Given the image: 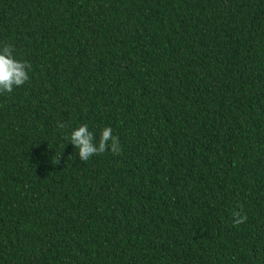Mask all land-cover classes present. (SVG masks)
<instances>
[{
    "label": "trees",
    "instance_id": "16d2710c",
    "mask_svg": "<svg viewBox=\"0 0 264 264\" xmlns=\"http://www.w3.org/2000/svg\"><path fill=\"white\" fill-rule=\"evenodd\" d=\"M4 43L0 264H264V0H0Z\"/></svg>",
    "mask_w": 264,
    "mask_h": 264
},
{
    "label": "clouds",
    "instance_id": "9594fccd",
    "mask_svg": "<svg viewBox=\"0 0 264 264\" xmlns=\"http://www.w3.org/2000/svg\"><path fill=\"white\" fill-rule=\"evenodd\" d=\"M14 51L10 43L0 45V95L11 94L14 88L21 87L30 80L29 72L32 67L30 62L17 59ZM58 127L63 128L64 125L58 124ZM67 139L78 150L79 158L84 162L93 155H99L108 150H111L113 154H119L121 151L119 138L112 134V129L108 126L102 129L98 142L87 124L73 129ZM60 156L61 154L57 158V163ZM232 216L234 225L243 224L248 219L242 206L240 211L233 210Z\"/></svg>",
    "mask_w": 264,
    "mask_h": 264
}]
</instances>
